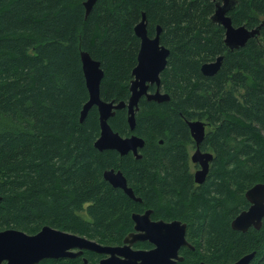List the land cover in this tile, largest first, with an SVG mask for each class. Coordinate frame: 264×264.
I'll list each match as a JSON object with an SVG mask.
<instances>
[{
  "label": "trees",
  "instance_id": "trees-1",
  "mask_svg": "<svg viewBox=\"0 0 264 264\" xmlns=\"http://www.w3.org/2000/svg\"><path fill=\"white\" fill-rule=\"evenodd\" d=\"M85 1L0 0V230L35 234L49 225L116 245L134 230L133 213L152 209L153 219L187 223L194 248L181 247L176 264H232L253 251L250 264H264V218L259 229L232 227L250 205L246 191L264 182V25L230 50L225 28L211 19L215 0H97L88 14ZM236 1L235 26L261 24L264 0ZM144 12L149 35L160 26L170 49L161 73L170 98L142 97L133 131L127 108L110 118L121 135L144 138L137 158L95 146L96 106L80 120L89 99L81 52L101 62V97L128 101ZM221 54L219 71L205 75L202 64ZM195 119L207 125L201 149L214 154L201 184L188 148L195 141L187 121ZM111 168L123 171L141 201L104 178Z\"/></svg>",
  "mask_w": 264,
  "mask_h": 264
},
{
  "label": "water",
  "instance_id": "water-1",
  "mask_svg": "<svg viewBox=\"0 0 264 264\" xmlns=\"http://www.w3.org/2000/svg\"><path fill=\"white\" fill-rule=\"evenodd\" d=\"M97 0H86V14H88ZM216 9L211 19L226 30L225 43L230 50L246 45L248 40L260 35L261 24L254 28L246 25L235 26L229 12L237 4L236 0H215ZM146 13L135 26V33L140 38V48L137 55V64L133 69V79L130 85L128 101L105 100L101 97V82L104 69L101 62L90 54L89 51L81 52L82 68L89 91V99L83 105L80 120L83 121L93 106L98 108L100 119V135L95 141V146L100 149H115L121 155L132 152L141 158L140 149L145 145L143 137L133 133L128 136L121 135L111 126L109 120L117 110L127 108L128 122L131 130L136 127V112L142 97L158 102L167 101L170 95L161 90V73L165 69L170 55V49L161 42V27H157L155 36L148 33ZM224 55H219L215 60L205 62L201 70L205 75H213L222 66ZM155 85V90L151 86ZM190 132L195 141L196 151L191 160L198 163L199 168L194 173L195 181L203 183L209 173L214 154L201 149V143L206 136V122L201 119L188 120ZM104 178L114 187L124 190L131 198L141 201L129 186L127 177L121 169H107ZM250 202L247 209L241 211L232 221V227L246 231L250 227L259 229L264 218V182H258L246 191ZM1 199V197H0ZM152 209L144 212H134V230L124 239V244L119 246L103 245L96 240L76 233L64 231L49 225L44 226L38 233L29 234L16 228L0 230V264H38L44 258H60L75 256L69 251L72 248H88L99 252L111 253V256L102 260L101 264H176L184 259L180 254L183 246L194 248L187 239V223L179 219L166 221L153 219ZM149 241L153 244L151 249H137L133 244L137 241ZM256 252H250L232 264H250ZM200 264H209L202 261Z\"/></svg>",
  "mask_w": 264,
  "mask_h": 264
},
{
  "label": "flooded vegetation",
  "instance_id": "flooded-vegetation-1",
  "mask_svg": "<svg viewBox=\"0 0 264 264\" xmlns=\"http://www.w3.org/2000/svg\"><path fill=\"white\" fill-rule=\"evenodd\" d=\"M152 90V89H151ZM155 90V89H154ZM153 90V91H154ZM130 186V185H129ZM131 187V186H130ZM125 239V238H124ZM147 241V240H146ZM138 242V241H137ZM135 242L133 244V247L134 248H137V249H142V248H138V247H135V244L137 243ZM100 243V242H99ZM102 244V243H101ZM124 244V240L122 243H119V244H116V245H111V244H103V245H110V246H119V245H123ZM153 244L150 248L148 249H151L153 248ZM69 251L73 252V253H76L75 256H64V257H60V258H44L42 259L38 264H41V262L43 260H46V259H62V258H74V257H80L81 260H82V263L81 264H101V261L110 257L111 256V253H106V252H99V251H96V250H92V249H88V248H80V247H76V248H72L70 249Z\"/></svg>",
  "mask_w": 264,
  "mask_h": 264
},
{
  "label": "rangeland",
  "instance_id": "rangeland-1",
  "mask_svg": "<svg viewBox=\"0 0 264 264\" xmlns=\"http://www.w3.org/2000/svg\"><path fill=\"white\" fill-rule=\"evenodd\" d=\"M188 148H189V153H190V158L191 156L194 154V152L196 151V145H195V142L192 143V144H189L188 145ZM199 168V165L198 163H195L191 160V165H190V169L193 173H195L197 171V169Z\"/></svg>",
  "mask_w": 264,
  "mask_h": 264
}]
</instances>
